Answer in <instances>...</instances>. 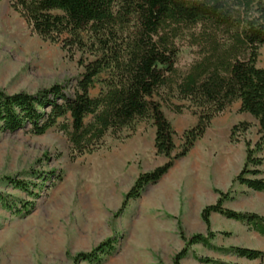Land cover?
<instances>
[{
    "label": "rangeland",
    "instance_id": "rangeland-1",
    "mask_svg": "<svg viewBox=\"0 0 264 264\" xmlns=\"http://www.w3.org/2000/svg\"><path fill=\"white\" fill-rule=\"evenodd\" d=\"M189 42L187 37L178 41L183 71L196 58ZM82 58L94 56L43 39L13 0H0V89L35 94L58 83L73 93L84 72ZM257 65L264 68V45ZM189 104L176 97L162 102L176 132L173 155L180 151L184 132L198 121ZM240 107L236 100L216 115L191 151L126 206L125 196L139 174L168 160L156 151L150 120L137 121L119 137L108 135L103 147L80 156L57 127L41 135L0 127V192L8 200H0V264H74L79 253L108 239H113L111 252L99 262L80 264H175L184 236L208 234L201 213L220 191L233 193L226 207L264 215V193L232 185L246 158V142L253 146L261 136L257 119ZM7 177L31 183L30 191L16 188ZM211 230L212 245H193L180 264H212L204 257L224 264H264L216 249L264 251V237L245 224L214 213Z\"/></svg>",
    "mask_w": 264,
    "mask_h": 264
},
{
    "label": "trees",
    "instance_id": "trees-1",
    "mask_svg": "<svg viewBox=\"0 0 264 264\" xmlns=\"http://www.w3.org/2000/svg\"><path fill=\"white\" fill-rule=\"evenodd\" d=\"M13 7L43 39L60 42L68 51L88 52L73 93L54 84L35 94L0 89V123L3 131L28 130L37 135L57 127L69 139L75 155L92 153L108 135L119 137L137 121L150 120L154 144L168 160L140 173L125 196L124 206L158 182L202 138L216 115L240 100V109L259 124V140L246 142V158L233 179L249 190L264 193V68L257 65L264 45V0H13ZM189 38L196 58L183 71L178 66V41ZM100 84L98 95L92 90ZM171 97L190 102L198 115L195 126L183 134L176 149L175 129L162 109ZM239 126H236L238 129ZM16 188L30 191L31 183L7 177ZM232 191L219 192L216 202L201 216L208 234L186 238L174 263L186 258L195 244L211 246L215 234L211 216L219 213L245 224L264 237V215L231 209L225 202ZM0 200H8L0 192ZM108 239L91 252L79 253L74 264L99 262L111 252ZM216 249L264 262V251L230 246ZM212 264H224L209 257Z\"/></svg>",
    "mask_w": 264,
    "mask_h": 264
}]
</instances>
